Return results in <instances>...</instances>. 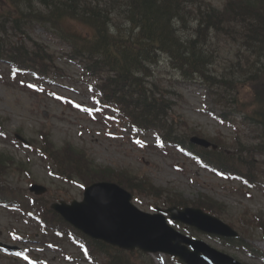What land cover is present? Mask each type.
<instances>
[{"label": "rangeland", "instance_id": "1", "mask_svg": "<svg viewBox=\"0 0 264 264\" xmlns=\"http://www.w3.org/2000/svg\"><path fill=\"white\" fill-rule=\"evenodd\" d=\"M218 9L223 6L224 0H207ZM1 21V20H0ZM5 25H7L5 23ZM2 25H0V28ZM8 28V25H7ZM29 37L33 42L46 45L55 53L61 52L63 46L51 38L40 26H34L30 30ZM221 47H223L221 49ZM220 57L215 63L213 75H221L225 66L223 62L228 57L229 48L220 44ZM264 62V58H263ZM61 67L69 79L58 81V84L47 87V92L33 91L29 85L33 84L30 77L11 76L5 65L0 66V122L4 127L6 137L0 138V153H7L16 162L25 163L26 168L31 170L34 184L43 185L47 188L48 194L42 197L50 204L63 201H80L82 199L81 188L74 183L68 184L49 177L41 159L35 155L25 152V149L14 146L11 142L15 131L19 132L26 140L38 141V133L47 136L49 143L61 147L64 143H70L82 151L100 166H111L113 168L126 169L136 175L148 176L156 187L171 188L182 194L186 199L195 200L198 194H206L218 203L225 206L224 213L218 216L221 221L231 225L237 232L247 228L239 222V216L246 214L253 217L257 214L264 221V189L261 186L248 190L242 187L236 180L218 178L211 171L200 169L196 162L189 159L184 152L176 148L161 147L155 138L148 136L146 142L149 147L129 142L127 133L123 136L109 137L104 127L107 116L102 118V113L96 122H91L90 114L74 107V103L84 104L86 108L92 106L89 98V89L86 84L80 81V71L76 67L66 66L59 61ZM170 91L171 118L174 119V128L178 135H184L185 129L177 124L186 122L191 129L202 132L204 137L220 139L223 143L226 160H234L233 152L229 149L237 136L232 126L219 124L206 112V109L217 115L222 111V105L215 103L216 99L206 94V88L197 82L181 81V76L174 69L162 61L156 73ZM66 77V78H68ZM63 99V101H61ZM92 108V107H91ZM98 111V109H96ZM47 113V117L44 116ZM239 131V137L244 145L252 146L259 140L255 138V132L247 126L241 125L239 115L228 116ZM264 136V129L263 135ZM153 143V144H152ZM152 144V145H151ZM246 145V146H247ZM256 162L264 161V154L255 156ZM264 169V163H263ZM261 179V176L259 177ZM257 177V180H259ZM5 182L10 187L20 188L27 192L31 182L27 181L20 171L12 170L6 176ZM3 179V180H4ZM262 181V180H261ZM141 201L133 199L134 205L139 210L152 213L154 207H161V202L147 196H140ZM249 217V218H250ZM249 225L251 237L245 235L244 239L254 248L264 252V241L259 230L254 225ZM188 236L206 241L219 251H224L230 256L238 259L244 264H264L260 260L253 259L248 253L236 248H229L221 245L214 237L198 233L191 228L187 230L180 228ZM187 231V232H185ZM240 233V232H239ZM13 235L24 237L26 244L16 242ZM39 225L31 217L25 216L20 210H9L0 207V243L14 245L22 248H31L29 254L36 259L37 264H85L76 261L80 257L79 250L67 241L58 242L51 234H42ZM32 259V258H31ZM143 264L150 260L153 264H176L171 258L164 256L149 257L139 256ZM0 264H24L22 261L7 258L0 254Z\"/></svg>", "mask_w": 264, "mask_h": 264}, {"label": "trees", "instance_id": "2", "mask_svg": "<svg viewBox=\"0 0 264 264\" xmlns=\"http://www.w3.org/2000/svg\"><path fill=\"white\" fill-rule=\"evenodd\" d=\"M153 1L4 0L1 12L6 15L10 24H14L11 26L14 33L22 34L33 24L53 31L65 45V51L62 52L65 61L67 59L70 63L82 66L85 74L96 80L99 85L97 88L106 99L116 103L130 120L146 129L152 127L165 130L167 101L162 94L156 96L161 92L148 86L149 82L146 80L152 76L151 69L145 80L136 75L138 67L131 72L128 70L126 63L129 55L137 56L138 62L142 64L148 59L154 66L158 55L165 54L173 63L172 67L180 73L191 76L196 74L203 79L206 78L207 62L210 61L206 60L207 51L201 49L200 45L207 44L218 36L230 40L236 37L237 40L243 39V47L256 60L249 62V59L237 52V63L228 67L220 81L215 79L210 82L225 88L234 87V81L242 88L251 87L254 92L253 104L259 103L261 107L260 93L256 90H264V67L259 66V57L264 53V0H226L222 10L204 0H167L166 11L161 15L156 11L145 12L146 4ZM175 2L177 4L172 5ZM246 11H250L251 15L246 17ZM190 22H195L191 30L186 26ZM172 26L177 27V39L173 35ZM185 27L190 30V34H184ZM146 29L156 32V37L151 38V50L146 53L138 42L132 40H124L126 45L119 49L115 47L113 50H100L96 47V44L101 45L99 40L104 32L114 38L126 32L140 37L147 36ZM4 33L5 30L0 28V34ZM29 44L30 41L10 46L7 41L0 39V58H4L6 54L5 59L14 61L20 69L29 70L42 78H47L50 71H59L54 67V56L47 49L35 43ZM187 54L193 57L189 58ZM46 149L54 152L53 157L56 155L57 166L60 160L61 170L69 167L68 176L81 179L84 183L109 180L129 189L133 187L162 195L160 190L151 187L144 179L135 183V179L126 171L95 167L85 154L73 147L67 146L57 154L51 146ZM1 161L2 159L0 171ZM6 163L10 165L12 161L7 159ZM236 163L227 162L224 166L234 169L237 168ZM242 166L244 172L240 174L241 178L246 180L249 177L254 180L258 176V169H252L249 161ZM167 194L171 198L165 199L164 203L175 206H183L185 203L179 195L170 192ZM197 206L213 213L223 208L206 197L198 200ZM42 213L50 218L56 217L46 206H43ZM260 226L264 236V227ZM88 246L96 255L105 256L104 264H130L128 255L123 251L101 243H91Z\"/></svg>", "mask_w": 264, "mask_h": 264}, {"label": "water", "instance_id": "3", "mask_svg": "<svg viewBox=\"0 0 264 264\" xmlns=\"http://www.w3.org/2000/svg\"><path fill=\"white\" fill-rule=\"evenodd\" d=\"M205 147L208 143L199 139H191ZM129 197L120 188L111 184H96L86 188L85 202L82 204L74 203L72 206H55L57 211L68 221L82 229L85 233L91 234L96 238H101L106 242L115 244H125L126 237L129 240L133 238L146 237L151 240H167L172 244L174 238L169 233H165L155 217H150L135 210L128 204ZM172 219H180L184 223H190L206 232L226 233L234 235L223 224L217 222L216 218L208 215L192 213V210L183 212L170 210ZM156 221L151 225H145L146 222ZM125 234V235H124ZM127 240V239H126ZM119 244V245H120ZM153 250L155 244H151ZM191 256L193 254H190ZM204 255V254H203ZM196 264H234L215 251L205 249V257ZM236 264V263H235Z\"/></svg>", "mask_w": 264, "mask_h": 264}, {"label": "bare ground", "instance_id": "4", "mask_svg": "<svg viewBox=\"0 0 264 264\" xmlns=\"http://www.w3.org/2000/svg\"><path fill=\"white\" fill-rule=\"evenodd\" d=\"M167 0H154L152 3H148L146 4L147 7V11L145 12H157L158 14H163L166 10H165V6L166 5ZM172 4V3H170ZM177 3L175 2V4L172 5H176ZM180 6V5H179ZM169 7V6H168ZM170 8V7H169ZM246 17L251 15L250 11H246ZM245 17V18H246ZM173 29V35L174 37L177 39V27L172 26L171 27ZM146 33L147 36H140V37H136V35H134L133 33H123L122 35L111 37L109 36L106 32L103 33V35L101 36L99 43H101V45L96 44V47L100 50H109L111 48V50H113L115 47L117 49L121 48L122 46L126 45V41L124 40H132L133 42H138L140 45L139 47L142 48V51L144 53H146L147 51L151 50V38L156 37V32L151 30V29H146ZM201 49L205 48L206 44L203 43V45L201 44ZM205 50V49H204ZM167 54V53H166ZM168 55V54H167ZM164 58H167V56L165 54H163ZM187 57L192 58L193 56H190L189 54H187ZM169 64H173L171 61H168ZM127 68L128 70L131 72L133 70L137 68L136 70V75L140 76V78L142 80L147 79L148 76V71L150 69H152L153 66V62L149 63L148 59L142 64L140 62H138L137 60V56H135L134 54H130L128 61H127ZM143 65V66H142ZM207 67H210V63L207 62Z\"/></svg>", "mask_w": 264, "mask_h": 264}]
</instances>
